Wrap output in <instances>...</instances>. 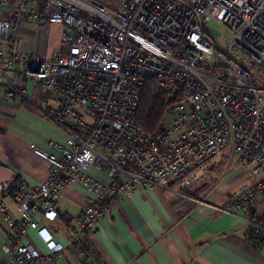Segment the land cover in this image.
<instances>
[{"label": "built area", "instance_id": "2783aa9c", "mask_svg": "<svg viewBox=\"0 0 264 264\" xmlns=\"http://www.w3.org/2000/svg\"><path fill=\"white\" fill-rule=\"evenodd\" d=\"M10 2L0 0V82L17 66L22 80L52 94L55 106L46 100L36 106L66 140L50 142L52 152L33 147L49 162L38 187L0 182L1 221L19 230L0 264H43L73 248L84 264H104L89 234L122 195L140 184H201L226 159L249 180L223 210L242 212L264 197V87L254 81L264 68V0H14L13 10ZM27 17L61 25L51 57L14 48V31ZM207 21L226 32L210 37ZM148 78L173 98L153 131L135 120ZM23 95L22 85L10 83L5 96ZM90 167L106 180L90 176ZM73 182L95 202L76 216L67 249L47 236L50 252L41 253L24 241L27 228L44 230L37 213L54 221L59 192ZM10 198L17 201L18 220Z\"/></svg>", "mask_w": 264, "mask_h": 264}, {"label": "crops", "instance_id": "0c3cea01", "mask_svg": "<svg viewBox=\"0 0 264 264\" xmlns=\"http://www.w3.org/2000/svg\"><path fill=\"white\" fill-rule=\"evenodd\" d=\"M10 8L14 9V0ZM61 30V25L41 24L27 17L14 31V48L51 57ZM4 48L5 43L0 41V49ZM17 71V66L6 71L8 81L0 82V182L22 181L35 188L46 179L49 162L33 147L52 152L49 143H64L66 133L36 106L45 100L55 106V97L40 93ZM10 83L24 87L23 97L6 98ZM218 171L210 170L201 184L185 188L174 181L161 188L140 184L130 196L122 195L89 234L94 252L104 264H264V225L249 220L252 215L257 222L264 218V197L242 212L223 210L231 194L249 179L241 170H228L226 175L233 179L221 180L216 175ZM86 172L99 181L106 180L101 170L90 167ZM187 196L203 198L205 202L196 203ZM94 200L92 193L77 182L62 188L57 218L48 222L40 213L35 214L38 226L44 230L27 228L24 241L48 253L45 238L51 236L58 247L67 249L76 216ZM6 202L18 220L17 201L10 198ZM18 232L17 223L8 229L0 218V262L6 258L8 241ZM43 264L84 262L73 248Z\"/></svg>", "mask_w": 264, "mask_h": 264}, {"label": "trees", "instance_id": "16d2710c", "mask_svg": "<svg viewBox=\"0 0 264 264\" xmlns=\"http://www.w3.org/2000/svg\"><path fill=\"white\" fill-rule=\"evenodd\" d=\"M172 100L173 98H170L167 92L159 90L155 86L152 78H148L142 86L139 104L135 113L137 124L145 131H153L162 121L165 110ZM197 190L193 193L195 194ZM255 217L256 216L252 215L251 219ZM263 219L264 218L261 217L258 222L255 221L263 224Z\"/></svg>", "mask_w": 264, "mask_h": 264}, {"label": "rangeland", "instance_id": "374dc122", "mask_svg": "<svg viewBox=\"0 0 264 264\" xmlns=\"http://www.w3.org/2000/svg\"><path fill=\"white\" fill-rule=\"evenodd\" d=\"M206 32L208 33V35L210 37H213L219 32L225 33L226 30L221 24H218V23L213 22V21H207ZM254 81L258 85L264 87V68H262L258 72ZM263 97H264V94H263ZM170 122H171V118L167 115L166 123L169 124ZM211 170H219L216 173V175L219 176V179H221V180L226 179L228 181V180L233 179L232 176L226 175L228 173V170H240V169L238 168V165L234 160L229 161L228 159H226L225 161L220 162L214 169H211ZM228 199H230V197Z\"/></svg>", "mask_w": 264, "mask_h": 264}]
</instances>
